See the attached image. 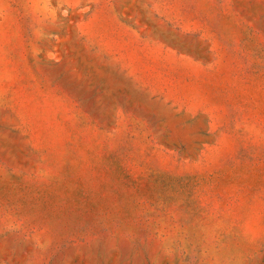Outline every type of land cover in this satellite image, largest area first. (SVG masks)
I'll list each match as a JSON object with an SVG mask.
<instances>
[{
    "label": "rangeland",
    "instance_id": "374dc122",
    "mask_svg": "<svg viewBox=\"0 0 264 264\" xmlns=\"http://www.w3.org/2000/svg\"><path fill=\"white\" fill-rule=\"evenodd\" d=\"M129 1L0 0V264H219L235 241L221 217L264 177V0H234L259 50L194 120L108 60L92 14Z\"/></svg>",
    "mask_w": 264,
    "mask_h": 264
},
{
    "label": "crops",
    "instance_id": "0c3cea01",
    "mask_svg": "<svg viewBox=\"0 0 264 264\" xmlns=\"http://www.w3.org/2000/svg\"><path fill=\"white\" fill-rule=\"evenodd\" d=\"M105 4L92 16L110 21L97 34L108 60L133 90L185 120L210 111L202 100L217 87L212 74L241 70V59L259 50L257 32L234 0H132L121 9ZM244 181L251 183L234 194V214L221 217L222 230H233L235 241L220 244L219 264H264V177Z\"/></svg>",
    "mask_w": 264,
    "mask_h": 264
}]
</instances>
